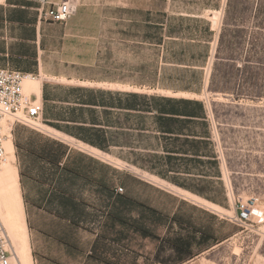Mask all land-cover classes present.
Listing matches in <instances>:
<instances>
[{"label":"rangeland","instance_id":"rangeland-1","mask_svg":"<svg viewBox=\"0 0 264 264\" xmlns=\"http://www.w3.org/2000/svg\"><path fill=\"white\" fill-rule=\"evenodd\" d=\"M87 2L86 6L78 5L76 14L66 25L63 24L60 55L47 62L49 70L73 80L63 83L53 79L52 95L65 98L70 86H82L81 82L85 81L86 87L95 89L136 91L203 101L208 110L212 140L228 195L220 198L222 203H217L221 207L219 210L212 209L206 204L208 199L200 195L177 187L179 193L173 192L170 189L175 187L172 183L121 158L132 159L134 155L129 150L119 149L104 151L107 155L94 158L97 162H105L104 166L109 164L112 190L123 187L124 195L161 210L167 216L179 214L208 226L217 235H230L216 249L188 264H264V217L255 211V208L264 211V97L260 100L237 99L233 93L210 88L214 71L230 76L242 63L239 58L253 54L254 32L258 29L264 32V26L256 25L252 15L245 23L240 22L236 28L245 30V42L235 43L227 49L222 46L221 58H218L228 0H174L169 8L166 0ZM248 6L251 5L244 3L240 8ZM217 8L223 12L220 29L214 24ZM217 59L223 63L218 64L215 70ZM236 60L237 66L234 65ZM37 78L41 83L47 79L44 75ZM262 84L264 88V82ZM227 86L233 84L229 82ZM52 104L54 107L49 109V118L54 121L66 104L49 103L50 106ZM47 117L44 114L43 118ZM34 123L26 120L17 123L11 138L16 146L15 164L20 172L27 212L32 264H133L135 255L132 252L153 254L158 247L156 240L145 239L135 233H130V240L125 242L111 240L115 229L105 223L109 209L102 200L93 196V190L77 197L82 203L80 210L84 217L78 222L65 218L61 211L63 204L57 200L59 193L64 191L59 186L60 182L51 177L54 171H50V165L46 166L51 163L53 166L48 154H56L63 162L69 148H72L70 157L89 154L90 149L83 147L84 151L70 144L73 141L65 142L47 135L37 130ZM43 123L50 126L47 121ZM147 144L149 142L145 140L142 145ZM63 164L67 166L65 162ZM94 167L101 170L102 166L100 163ZM31 173L39 176L34 182L27 180L28 177L33 179ZM28 185L33 187L35 194L40 192L44 195L41 205L28 207L24 189L26 187L27 190ZM1 199L3 228L14 245L5 219L7 208L3 194ZM242 201L255 202L254 213L260 217L253 215L247 222H238L235 216ZM129 214L138 217L139 211L133 210ZM121 228L117 226V230ZM178 228L176 225L175 229ZM164 230L165 226L156 228L158 234H163ZM12 234L16 241L21 242L15 229ZM102 234L107 237L101 239L98 252H95L93 246ZM12 262L18 264L16 258ZM138 262L142 264L144 257H139Z\"/></svg>","mask_w":264,"mask_h":264},{"label":"trees","instance_id":"trees-1","mask_svg":"<svg viewBox=\"0 0 264 264\" xmlns=\"http://www.w3.org/2000/svg\"><path fill=\"white\" fill-rule=\"evenodd\" d=\"M244 3L251 6L240 8ZM251 15L256 25L264 26V0H228L217 52L218 58H221L222 46L227 49L235 43L245 42L247 38L245 30L236 27L240 22L245 23ZM252 44L253 54L244 59L239 58L242 63L236 67V72L230 76L213 72L211 89L233 93L237 99L244 97L260 100L264 97L263 31L258 29L254 32ZM220 63H223L220 59L215 61V70ZM237 64H239L238 60L234 61V65ZM229 82L233 86H227ZM223 83L226 84L221 86ZM67 93L64 101L68 104L54 120L63 121L64 124L54 122L47 117L50 126L96 145L106 152H113L112 146L120 147L119 150H129L134 158L120 157L212 202L221 204L220 198L227 197L220 160L212 140L209 114L203 101L84 86H70ZM44 97L46 99L45 89ZM96 105L105 107L104 114L109 117L105 120L109 123V128L108 131L104 130V142L101 141L102 128L92 131L96 129L94 126L75 124L87 123L86 113L90 116L89 123L99 124L100 120L95 116ZM114 109H119L120 114L116 120L113 119ZM115 122L120 125L124 123V129H114ZM106 133H108V143L105 142ZM197 135L201 137L196 138ZM145 140H148L149 144L143 146ZM157 150L163 153L155 152ZM191 168L198 169L201 174L203 172V177L195 180L188 176L171 174L173 171L181 172V170L188 172ZM69 207L70 210H74V215H80L79 208L72 205ZM133 210L139 211L138 217L129 214ZM106 218L105 223L115 229L111 239L113 242L130 240V233L138 234L145 239L160 240L161 244L153 254L143 255L132 252L135 255L133 264L139 263V257H144L142 264H180L181 261L195 255L194 247L207 250L230 236L217 235L216 231H212L208 226L197 224L192 219L179 214L167 216L158 209L124 194H118L110 203ZM223 223L229 225L227 221ZM118 225L122 227L121 230H117ZM176 225L179 227L177 236L161 237L156 232V228L160 226L167 227L169 232L175 229ZM106 237L102 234L97 240L93 246L95 252H98V243ZM167 251L170 252L167 254ZM107 264H118V262H107Z\"/></svg>","mask_w":264,"mask_h":264},{"label":"crops","instance_id":"crops-1","mask_svg":"<svg viewBox=\"0 0 264 264\" xmlns=\"http://www.w3.org/2000/svg\"><path fill=\"white\" fill-rule=\"evenodd\" d=\"M53 1L60 2L61 0H53ZM75 1L81 7L86 6L88 4L87 2L88 0H75ZM173 2L174 0H166L167 7L169 8V6L173 4ZM168 8H166V11H168ZM218 8H220V6ZM218 8L215 9L216 12L219 10ZM206 10H210V9H206ZM63 29H64V26L62 23L47 22V21L42 20L39 14V5L36 2H31L27 0H8L7 3L0 5V68H10V69L18 70V71L25 72V73H33L37 76L44 75V78H47L45 82L41 83V90H42L41 95L42 96L40 97L37 94H33V95H36L39 100L43 99L44 106L46 102L47 110L44 109V114L45 116H48V117L51 116V114L49 113V109H52V107H54L53 104L50 106L49 103H60V104L65 103L66 105L68 104V102L64 101V98H60L58 96L52 95L51 89H52V83H54L52 80L55 79L63 83L73 82V80H70L66 77H61L62 76L61 74L57 73L55 70L51 71L47 67V64H48L47 62L54 61L55 58H58V55H60V52L62 49V42H63V32H62ZM58 77H61V78H58ZM63 79H65V81H63ZM85 84H87L85 81L81 82V85L84 87H86ZM44 89L46 92V99L44 97ZM74 104H77V103H74ZM94 108L96 109L95 116H97L100 120L99 124L89 123V117H90L89 113H86L87 123L76 122L75 124L85 125V126H94L96 129H93L92 131H97V128H102V130H100V133L102 135L101 141L104 142L103 140L104 130L108 131V128H109L108 126L109 123L105 122V120H108L109 117L108 115L104 114L105 107L101 105H96L94 106ZM119 115H120L119 109H114L113 119L116 120ZM121 116L123 117V115ZM56 121L63 123V121H58V120ZM114 125H115L114 129H117V130L124 129V126H125L124 123L120 125L118 124V122H115ZM49 127H52V126H49ZM60 132L68 135L73 141V143L70 142V144L75 145L79 147L80 149H83L82 145H86L89 148L98 149L101 152L107 154L106 152H104V150H102L100 147L96 145H92L90 143L84 142L63 131H60ZM47 135H50V134H47ZM52 137L65 141V142L67 141V140H63L55 136H52ZM195 137L200 138L201 136L197 135ZM105 138H106L105 142L108 143V140H109L108 133H106ZM119 148L120 147L118 146H112V149H119ZM89 151L90 152H87L89 154H76L75 156L70 157L72 148L67 149V152L64 155L65 160L63 161L66 163L67 166H64L63 162L59 160L56 154L55 155L48 154L49 158L53 162V166H51L52 163L46 164V166L50 165L49 166L51 167L50 171L51 170L54 171V175L52 174L51 177H55L56 181L60 182L59 186L64 191L63 193H59L60 197H58L57 200L61 201V203L63 204L61 211L64 212L65 218H67L69 221L74 220L78 222L80 221L82 217H84L82 210H79L80 215L76 216L74 215V210H70V207H69L72 205L80 209V207L82 206V203L77 199V197H83L85 195L84 192H87L88 190H93L94 191L93 196L102 200V202L105 203L108 209H109L110 203L114 201L116 196H118V193L116 192L117 187H115L114 190H112L111 188L112 183H111V178H110L109 164H107V166H104L103 163L105 162H97L98 160H94V158L96 157V159H99L97 157H100V156L94 153L92 150H89ZM155 152L163 153V151L161 150H157ZM87 155H90V156H87ZM16 160H17V157H16ZM100 163L102 166L101 170L99 168L96 169L94 167V164H100ZM184 171L185 170H181V172L173 171L171 172V174H177V175L180 174L183 176L191 177L192 179H195V180H199L200 177H203L202 175L203 172L201 174L198 169L191 168V170H188V172L187 171L184 172ZM149 173L162 178L161 176L155 173H152V172H149ZM31 174L33 175V179L32 177H28L27 180L34 182L35 177L38 178L39 176L36 175L35 173H31ZM162 179L164 181H168L164 178ZM168 182L172 183L170 181ZM172 184L173 186L181 190H185L187 192H190L193 195H196L195 193L181 186H178L174 183ZM21 187H22V184H21ZM27 188L28 189L26 190V187H24L25 195L27 196V200H28L27 201L28 207L29 206L35 207L36 205L38 206L41 205L43 202L44 195L40 192L38 194H35V190H33V187H31L30 185H28ZM95 193H96V196H95ZM227 195H228V192H227ZM206 201L212 202L209 200H206ZM212 203L217 204L215 202H212ZM24 204H25V201H24ZM28 207H27V211L29 212ZM159 235L161 237H167V236L173 237L175 235L176 236L179 235V231L177 229H172L171 231L168 232L167 227H165L164 233L159 234ZM198 236L199 235L197 233V237ZM157 243L159 246L161 244L160 240H158ZM221 243H218V244H221ZM218 244L212 245L207 250L206 249L200 250L198 247H194L195 255L192 258L189 257L188 259L181 261L182 263L180 264H188V263L193 262L194 260L199 258L201 255L205 254L206 252L216 249V247H218ZM169 252L170 251H167L166 253L168 254Z\"/></svg>","mask_w":264,"mask_h":264},{"label":"built area","instance_id":"built-area-1","mask_svg":"<svg viewBox=\"0 0 264 264\" xmlns=\"http://www.w3.org/2000/svg\"><path fill=\"white\" fill-rule=\"evenodd\" d=\"M8 0H0V5ZM39 5L40 18L47 22L66 24L77 12L78 4L75 0H27ZM33 73H25L10 68H0V167L8 160L6 142L10 138L17 123L24 120L47 121L44 116V101L36 95L27 94L24 90V82L27 78H36ZM14 119L13 125H6V118ZM116 192L123 194L124 188L117 187ZM255 202L249 204L242 201L237 207L235 219L238 222L251 220L254 213ZM258 216V215H257ZM260 217V216H258ZM5 228H3L0 216V264H13V248Z\"/></svg>","mask_w":264,"mask_h":264},{"label":"bare ground","instance_id":"bare-ground-1","mask_svg":"<svg viewBox=\"0 0 264 264\" xmlns=\"http://www.w3.org/2000/svg\"><path fill=\"white\" fill-rule=\"evenodd\" d=\"M219 15V16H217ZM222 11H217L216 15L214 16V24L220 29L221 22H222ZM212 64V59H211ZM26 82V83H25ZM25 91L27 94H37L38 96H42V90H41V79L39 78H27L25 80ZM34 123L35 128L41 132H44L46 134H50L52 136L61 138L63 140L72 141L71 138L52 128L47 126L41 121L38 120H27ZM13 118L7 117L6 118V125L8 127H11L13 125ZM33 126V125H32ZM34 127V126H33ZM12 134L10 135V138L6 142V148L8 152V160L5 164H3L0 167V204H1V195L3 194L5 196V203H6V223L10 231V235L12 236L14 240L13 247V254L14 258H16V262L18 264H32L33 261V254L31 251V247L29 245L28 237H29V226L27 222V214L24 204V198L22 194V187L20 183V173L19 169L15 164L16 161V147L12 141ZM76 142V141H75ZM84 148H89L86 145H82ZM94 153L98 155L105 154L101 152L98 149L89 148ZM107 155V154H105ZM148 175V174H147ZM146 175V176H147ZM148 177V176H147ZM146 178V177H145ZM150 180L155 181L153 178L148 177ZM173 192L179 193L178 189L176 187L170 188ZM207 206L211 207L212 209L219 210L221 208L219 205L214 204L212 202L206 201ZM2 205V204H1ZM256 213H262V217H264V211L261 209L255 208ZM17 232V235L21 238V242L16 241L14 238V235L12 232ZM9 237V236H8Z\"/></svg>","mask_w":264,"mask_h":264}]
</instances>
